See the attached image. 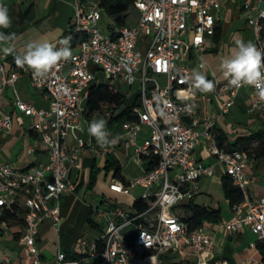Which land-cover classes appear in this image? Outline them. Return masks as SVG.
<instances>
[{
    "label": "built area",
    "instance_id": "2783aa9c",
    "mask_svg": "<svg viewBox=\"0 0 264 264\" xmlns=\"http://www.w3.org/2000/svg\"><path fill=\"white\" fill-rule=\"evenodd\" d=\"M226 1L239 3L247 13L252 43L264 52V0H134L129 13H135L134 23L116 27L111 19L109 35L100 30L105 11L98 1L73 0L65 36L78 39L71 48L72 56L41 78L28 73L31 85L48 99V109L15 102L16 109L32 119L29 129L45 146L48 159L25 170L0 164V219L23 224L19 241L31 257L28 264H42L36 242L39 227L44 221L59 226L61 199L75 191L72 175L77 172L82 151L89 149L94 156L99 155L76 135L89 88L93 82H102L97 81V74L110 86L138 85V103L120 119V133L112 147L122 141L138 163L145 161L152 166L126 183L113 181L111 188L117 194L129 195L130 188L140 187L144 190L140 199L150 198L151 203L142 214L116 204L97 209L96 218L106 225L104 233L96 240L80 237L76 241L81 259H67L58 250L53 264H82L85 259L95 260L94 264H204L214 245L211 233L203 227L190 230L176 208L193 200L199 193V180L212 175V168L193 154L201 138L212 139L214 121L205 118L198 129L196 90L190 76L193 70L205 68L204 55L214 45ZM0 5L5 6L1 0ZM6 56L0 51V102L5 87L19 76L7 69ZM214 85L220 114L224 115L244 87L234 88L228 78ZM248 88L247 112L264 120V104L258 102L255 89ZM118 111L114 105L103 104L98 113L111 119ZM12 124V115L0 106V134L8 133ZM143 133L145 137L139 141ZM69 136L76 145L69 143ZM211 152L242 194L224 229L231 234L247 229L257 240H264V186L260 194H251L254 180L246 172L253 161L249 151L238 148L224 152L214 146ZM250 246L255 248V243ZM183 249H190L195 260H175ZM0 264L12 261L0 255Z\"/></svg>",
    "mask_w": 264,
    "mask_h": 264
},
{
    "label": "crops",
    "instance_id": "0c3cea01",
    "mask_svg": "<svg viewBox=\"0 0 264 264\" xmlns=\"http://www.w3.org/2000/svg\"><path fill=\"white\" fill-rule=\"evenodd\" d=\"M1 1L8 8L12 23L8 29H1L0 31L16 34V39L13 41L14 51L12 54H6L5 63L8 70L16 71L19 76L15 83L5 87L0 102L1 109L4 112L10 113L13 119L12 129L8 133L0 134V164L6 163L15 169L25 170L46 162L48 159V152L41 143L39 137L29 129V126L32 124V119L20 113L16 109L15 102L19 100L31 104L35 108L44 110L48 109L49 102L42 91H39L31 85L28 74L31 70L27 67L20 68L14 66L12 62L7 61V58L15 57L17 54H23L26 45L33 41H46L59 47V42L65 38L66 32H64L63 28H57L52 32L41 33L37 30V24L43 17L40 16L39 12L35 13L33 4H30L29 7L24 9L21 7L22 4L12 5V7H10V4L3 0ZM39 1L40 0H37V3ZM219 17L221 24L219 41L217 43L214 42V45L210 46L205 53V68L203 70H197L213 83L226 79L220 68V63L222 59L229 57L235 50L234 37L242 38L246 43L248 41L252 42L253 40L251 28L246 23L247 13L240 9L239 3L231 1L224 2ZM69 24L70 22L68 23V27ZM243 89L245 93L244 100L237 105L234 103L228 113L221 115L220 105L215 98L214 91L202 93L195 88L196 94L194 103L197 109L195 118L200 122L198 129H202L201 122L205 118L212 119L214 121V126L211 130L212 139L207 140L201 138L193 151L194 156L203 165L212 168L211 176L203 177L199 180V193L194 197L193 202L208 210H220L221 214L219 223H205L202 226L211 233L214 242L204 264H220L221 262H226L227 264H264L256 247L252 248L250 246L257 240L254 234L247 229L236 234H231L223 227L224 223L231 217L232 207L225 197L222 185V180L225 177L223 166L211 152L213 147L216 146L214 140L215 133L220 132L230 143L234 142L237 137L258 131L264 133V120H261L257 116L250 115L247 112L250 92L248 87H244ZM96 113L98 114V112ZM108 120L109 119H106L107 131L110 132L111 139L120 133V128L119 124H114L113 126L108 125ZM86 122L89 123L83 115L80 120V130L76 132V135L85 144L89 143L90 148L95 149L99 155L94 156L89 149H84L82 151L77 172H74L72 175L75 187H78V190L62 197L59 226L55 227L49 221H44L40 225L36 242L42 264H53L58 250L64 253L68 251L80 255L79 252L76 251V241L80 237L89 235L87 227L90 225L87 221L89 218L92 221V216L94 214L96 216L97 209L104 208L106 204H116L120 206V202L116 199L119 197V199L123 198V201H125L126 198L122 196L133 199V203L139 199L144 192V190L139 187L141 190L139 195L134 196L132 193H129V195H121L120 197L118 196L120 194H117L111 188L112 182L117 179H106L101 181L102 185L107 181L112 190L110 193H107L108 198L99 199L101 202L99 206L90 202L88 203L82 198L80 199L78 192L83 188L86 189V185H80V183L83 163L87 158L94 159L98 166L103 165L105 161L110 159L119 163L120 167L122 165V160L127 162L132 158L134 163L140 167L139 175L148 169V164L145 161L138 163L134 159L131 148L126 147L122 141L116 147H112L111 145L101 148L97 144L95 138L89 135ZM145 134L146 133H143L140 136L139 141L141 138L145 137ZM69 143L71 145H76V141L72 136H69ZM108 149H111L109 153H107ZM120 150H124L123 156ZM246 172L248 176L254 180L251 194L253 196L260 194L261 188L264 186V159L253 160L252 164L246 168ZM124 179L126 182L130 181L126 177H124ZM131 189L132 188H130V190ZM92 191L96 192L95 188ZM101 195L104 198L106 197L104 193H101ZM112 195L115 198L114 200L110 198ZM93 208H95V213L92 214ZM22 230V223L0 219V255L9 256L12 264H28L31 259L24 245L19 241ZM99 237L100 235L90 240H96ZM244 239L248 241L246 245L244 244ZM65 255L67 259H70L66 253ZM174 259L180 261H193L195 260V256L190 249H183L175 255ZM94 262L95 260L93 259H85L82 261V264H94Z\"/></svg>",
    "mask_w": 264,
    "mask_h": 264
},
{
    "label": "trees",
    "instance_id": "16d2710c",
    "mask_svg": "<svg viewBox=\"0 0 264 264\" xmlns=\"http://www.w3.org/2000/svg\"><path fill=\"white\" fill-rule=\"evenodd\" d=\"M88 1V0H82ZM99 6L103 8L105 14L112 19L116 27H123L126 25V19L130 13V7L134 0H99ZM221 35L220 22L216 26V31L213 36V41L218 42ZM78 39H71V48L75 46ZM8 62H12L14 66V57H8ZM98 76V74H97ZM137 96L130 105H126L124 96L121 95L116 89L104 82H93L88 91V97L84 107V117L89 121L92 115L98 112L103 104H110L117 107L118 113L108 120V125L113 126L119 124L120 119L125 116L131 105L137 104ZM214 140L219 150L224 152H230L231 150L243 148L249 151V155L252 160L264 159V133L258 131L241 137H237L234 142L230 143L227 138L220 132L214 134ZM152 165H148V169ZM117 179L126 183L124 177L121 175V167L119 163L107 160L103 165L98 166L94 159L87 158L83 163V171L81 174L80 185H86V189L92 191L95 188L98 180ZM224 194L232 207L242 201L241 192L232 185L231 180L225 176L222 180ZM78 187L75 188V191ZM194 200V199H193ZM193 200H190L183 208L189 213L188 215H181V219L187 223L190 230L201 228L205 223H219L220 222V210H208L205 207L194 204ZM151 203V199H137L132 203L131 209L137 214H142L146 211ZM141 220L137 221L139 224ZM87 223L91 226H95L89 218ZM96 227V226H95ZM255 247L261 255L262 261H264V240H256ZM67 256L72 260L81 259V255L65 252Z\"/></svg>",
    "mask_w": 264,
    "mask_h": 264
},
{
    "label": "clouds",
    "instance_id": "9594fccd",
    "mask_svg": "<svg viewBox=\"0 0 264 264\" xmlns=\"http://www.w3.org/2000/svg\"><path fill=\"white\" fill-rule=\"evenodd\" d=\"M12 20L8 8L0 5V29H8ZM15 33L0 31V51L4 54H12ZM71 36L65 37L60 47L46 42L33 41L26 45L23 54L15 55V63L20 68L27 67L32 71L34 78H41L49 73L61 60H68L72 56ZM235 50L220 63L223 74L234 88L252 87L258 102L264 104V52L254 43H247L238 37H234ZM193 86L202 93L214 91L215 85L200 71L193 70L190 76ZM107 121L104 119L93 120L87 129L89 135L95 138L101 148L114 145L115 137L110 139V132L106 129Z\"/></svg>",
    "mask_w": 264,
    "mask_h": 264
},
{
    "label": "rangeland",
    "instance_id": "374dc122",
    "mask_svg": "<svg viewBox=\"0 0 264 264\" xmlns=\"http://www.w3.org/2000/svg\"><path fill=\"white\" fill-rule=\"evenodd\" d=\"M3 1L10 4V7H12V5L22 4L21 7L24 9L29 7L30 4H33V9L35 8L34 9L35 13L39 12L40 16L43 17L41 21L37 24V30L40 31L41 33L52 32V31H55L57 28H63L64 32H67L68 23L71 21V17L73 15V6H72L73 0H40L38 3H37V0H3ZM88 1L96 2L99 0H88ZM134 18H135V13L132 12L127 18L128 23L126 25L128 26V25L133 24ZM111 24H112L111 19L105 13H103L102 18L99 22V25L101 26V29H100L101 32L104 33L105 35H109L110 31L107 29V26ZM97 81H102L106 84L108 83L106 79L105 80L103 79V76L101 74H98ZM160 83L161 85L163 84L162 79H160ZM111 86L114 87L117 92H119L121 95L124 96V101L126 105H130L132 101L135 99V97L137 96V91H138L137 83L133 84L130 87L121 86V85L115 86L114 84H111ZM244 97H245V93H244V89H242L239 96L236 99L235 105H237L242 100H244ZM99 119L106 120L104 116L99 113L93 114L92 117L89 119V123L86 122L87 128L89 127V124L91 123V121L99 120ZM106 129H107V124H106ZM120 153L123 156L124 150H120ZM121 155H120V158H121ZM121 164H122L121 173L127 179L133 180L135 179V177L139 175L140 167L134 163V160L132 158L129 159V161L127 162L122 160ZM101 181H103L102 178H100L97 184L95 185V191L97 193L94 191L90 192L86 190L85 188H83L82 190L80 189L81 191L78 192V196L80 197V199L82 198L84 201L88 203L90 202L92 204H96V206H99L101 204L99 199L108 198L107 193H110L112 190L110 189V186L108 185L107 181H105L103 185ZM140 192L141 190L139 187H135L130 190V193H132L134 196L139 195ZM101 193H104L106 197L105 198L102 197ZM118 196L121 197V195H118ZM122 197H125L126 200L123 201V198L119 199V197H117L116 200L120 202V206L129 208L132 204L133 199H130V198L128 199V197L126 196H122ZM110 198L113 200L115 199L113 195ZM176 212L180 215L189 214L186 211V209L183 208L182 206L177 207ZM93 213H95V208L92 209V214ZM92 222L94 223L96 227L91 226V225L87 227V231L89 232V235H87L86 238L88 240L94 237H98L99 235L103 234L106 229L104 220L103 219L98 220L95 214L92 216ZM246 243H248V241L244 239V244L246 245ZM76 251L79 252V249L76 248Z\"/></svg>",
    "mask_w": 264,
    "mask_h": 264
}]
</instances>
